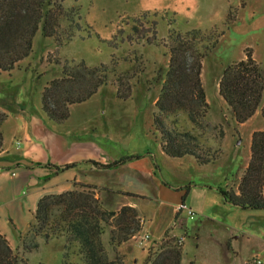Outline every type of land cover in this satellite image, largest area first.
<instances>
[{
    "label": "rangeland",
    "instance_id": "374dc122",
    "mask_svg": "<svg viewBox=\"0 0 264 264\" xmlns=\"http://www.w3.org/2000/svg\"><path fill=\"white\" fill-rule=\"evenodd\" d=\"M73 5L79 7L89 29L66 43L45 38L38 29L32 50L18 63L19 68L0 72V109L6 110V105L15 106L16 102L33 108L40 104L43 86L60 76L62 62L83 61L87 66L114 64V71L108 74L103 86L108 91L117 86L116 78L123 76L122 92L129 96L106 100L99 92L87 104L73 105L68 123L73 125L71 137L87 134L79 127L94 114L103 97L104 138L96 137L97 143L116 156L139 155L138 161L145 159L148 152L153 156L156 169L150 181L139 174L141 182L127 173L120 176L121 189L143 198L99 193L114 210L126 203L136 205L142 220L140 232L118 248L124 264H142L146 248L153 240L160 243L165 233L180 240L184 237L181 264H255V259L264 264V210L235 206L224 201L218 191L219 187L236 190L250 159L249 132L254 126L264 129V117L259 114L240 128L221 107L216 89L223 68L243 59L246 51L264 69V0H64L65 7ZM132 25L137 26L136 31ZM190 30L222 33L201 60L210 105L205 119L210 128L204 135L218 156L206 165L197 164L191 156L164 155L153 123L154 103L168 66V35ZM83 31L94 35L88 37ZM144 32L148 33L142 39ZM161 182L166 184L162 186ZM181 182L187 184L188 190L179 213V203L163 199L157 188L162 186L166 190L168 185ZM178 191L173 193L182 198L185 190ZM189 208L192 214L188 213ZM176 213L179 215L175 221ZM108 233L106 228L102 239L107 256L112 259L115 251L107 243ZM145 233L149 238L139 244L138 237ZM38 242L37 250L24 254L28 264H61L63 237L47 241L39 237Z\"/></svg>",
    "mask_w": 264,
    "mask_h": 264
},
{
    "label": "trees",
    "instance_id": "16d2710c",
    "mask_svg": "<svg viewBox=\"0 0 264 264\" xmlns=\"http://www.w3.org/2000/svg\"><path fill=\"white\" fill-rule=\"evenodd\" d=\"M89 27L83 22L79 7H65L64 0H0V72H10L30 54L38 29L43 37L66 43ZM132 28L136 31L137 26L132 25ZM83 32L88 37L94 35L91 31ZM215 32L169 33L168 66L154 103L153 123L163 153L172 158L191 156L199 165L214 162L218 157L204 135L210 128L205 120L210 105L201 82V60L222 34ZM147 33L140 38H145ZM113 71L114 64L87 66L83 61L62 62L60 76L49 80L41 91L40 106L46 119L55 125L64 123L70 114L69 107L87 101L107 83V76ZM115 81L119 98H127L129 94L122 92L123 76ZM218 90L235 123H244L260 106L264 69L246 51L243 59L224 67ZM5 107L9 112L15 108L9 104ZM260 114L264 117V106ZM6 118L7 113L0 109V127ZM2 141L0 128V150ZM137 158L139 155L122 156L104 167H117ZM75 165L45 166L62 171ZM72 184V189L44 194L38 199L28 230L19 235L18 248L12 249L0 232V264H28L24 254L38 249L39 237L45 241L63 237L61 264H124L118 248L140 232L142 220L134 206L122 204L114 210L99 193L131 198L143 196L131 191L114 192L92 183L73 181ZM184 190L179 212L184 207L187 187ZM218 191L224 201L235 206L264 210V129L252 132L250 159L236 190L219 187ZM106 228H109L107 243L115 251L112 259L107 256L102 239ZM146 250L142 264H181L182 240L167 233L160 243L153 240Z\"/></svg>",
    "mask_w": 264,
    "mask_h": 264
},
{
    "label": "crops",
    "instance_id": "0c3cea01",
    "mask_svg": "<svg viewBox=\"0 0 264 264\" xmlns=\"http://www.w3.org/2000/svg\"><path fill=\"white\" fill-rule=\"evenodd\" d=\"M15 68L19 67L16 66ZM201 82L204 88L202 73ZM216 89L221 107L227 111L235 123L230 108L219 94L218 83ZM99 92H103L106 100L119 98L117 87L111 86L107 91L106 86H102L93 96L81 104H87ZM205 96L209 103L206 92ZM262 106L264 103H260L253 116L238 126L241 128L250 124L253 118L260 114ZM73 107V105L69 107L68 119L59 125H55L46 119L40 104L33 108L27 103L16 102L12 112L3 110L7 113V118L0 127L3 136L0 150V232L6 237L12 249L19 247V235H23L28 230L37 201L44 194L60 193L72 189L73 181L92 183L100 187L106 186L114 192L118 190L127 191L119 187L122 179L120 178L121 174L127 173L133 177L137 176V181L141 182V176L150 181V177L155 172V163L150 152L144 157L145 159L140 160L143 163H139L138 159H132L117 167H104V165L122 156L109 153L95 140L96 137L104 138L102 133L105 130V123L101 120L105 115L106 106L103 97L102 102L97 104V110L94 114L87 117L86 121H83L79 127L82 132L87 133L81 138L71 137L73 125L68 122L71 120ZM260 129L262 128L260 127ZM255 130H258V126H254L249 132L250 139ZM17 142H19L18 148ZM68 163H76V165L62 171H57L51 166H45L46 164L63 166ZM138 174L141 176L139 177ZM161 185L164 186L165 184L161 183ZM181 185L184 186L181 187ZM162 186L157 188L158 195L162 194L163 199L167 198L181 205V195H176L173 191H181L187 187V184L181 182L175 186L168 185L166 190ZM113 194L117 195L116 193ZM166 202L169 201L166 200ZM126 205L136 207L132 203H126ZM164 207L167 208L166 205ZM189 209L192 210V208ZM31 210H33L32 214L29 213ZM166 213L168 214V211ZM179 213L174 217L175 221ZM182 223L179 221L180 227H183ZM181 239L184 246V237L182 236Z\"/></svg>",
    "mask_w": 264,
    "mask_h": 264
},
{
    "label": "built area",
    "instance_id": "2783aa9c",
    "mask_svg": "<svg viewBox=\"0 0 264 264\" xmlns=\"http://www.w3.org/2000/svg\"><path fill=\"white\" fill-rule=\"evenodd\" d=\"M18 147H19V142H17V148ZM188 213L192 214V210L188 209ZM148 238H149V235L145 233V234H143V235L138 237V241L137 242L139 244H143ZM254 263L255 264H261V261H260V259H255Z\"/></svg>",
    "mask_w": 264,
    "mask_h": 264
}]
</instances>
